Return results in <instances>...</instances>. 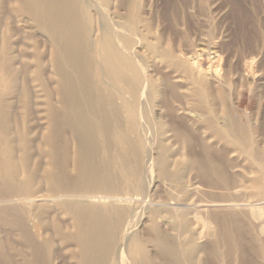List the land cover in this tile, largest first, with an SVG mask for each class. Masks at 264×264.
<instances>
[{
  "label": "bare ground",
  "instance_id": "1",
  "mask_svg": "<svg viewBox=\"0 0 264 264\" xmlns=\"http://www.w3.org/2000/svg\"><path fill=\"white\" fill-rule=\"evenodd\" d=\"M99 1L0 0V264L18 257L56 264L57 245L74 264H196L205 236L216 258L264 264V226L251 224L248 205L194 200L189 186L180 190V210L167 207L171 196L153 203L150 141L164 111L155 118L149 84L130 59L136 55L122 46V24L108 25ZM129 22L134 29V11ZM213 54L193 76L197 92L210 88L207 77L219 83ZM172 128L193 142L186 128ZM203 154L191 160L202 173L224 171L211 148ZM158 160L165 177L166 161ZM212 212L222 214L212 220L221 229L200 232L199 217Z\"/></svg>",
  "mask_w": 264,
  "mask_h": 264
},
{
  "label": "rangeland",
  "instance_id": "2",
  "mask_svg": "<svg viewBox=\"0 0 264 264\" xmlns=\"http://www.w3.org/2000/svg\"><path fill=\"white\" fill-rule=\"evenodd\" d=\"M101 1L108 11L106 23L122 24V46L136 55L130 59L141 66V81L149 84L155 118L158 111H164L150 141L154 144L149 160L154 188L150 185L149 192L153 195L155 191L159 197H152L153 203L160 204L171 196V207H167L173 209L171 212L180 210V190L189 186L194 200L200 197L197 200L208 204L248 205L251 224L264 226V207L256 205L264 202V0ZM95 4L90 10L94 18L98 15ZM133 11L137 22L134 29L129 22ZM213 53L220 57L221 76L218 84L207 77L211 84L203 94L194 88L193 76L201 64L214 57ZM180 109L189 115H180ZM172 126L186 128L193 142L185 143L175 136ZM35 131L31 123L30 139L34 149L41 151L44 145ZM205 147L212 149L223 166L222 173H212L208 167L202 173L191 162L195 157L203 158ZM159 154L166 161L165 177L161 175ZM221 215L202 214L200 232L203 227L212 234L214 229L219 231L221 222L212 220L223 218ZM145 223L144 217L137 230L145 229ZM14 241L21 243L17 237ZM211 241L212 237L203 238L200 244L204 248L196 264H240L233 255L220 259L210 255ZM148 249L154 251L150 246ZM57 250L56 264H74L67 250L58 245ZM20 260L16 258L14 264ZM257 264H262V259Z\"/></svg>",
  "mask_w": 264,
  "mask_h": 264
}]
</instances>
